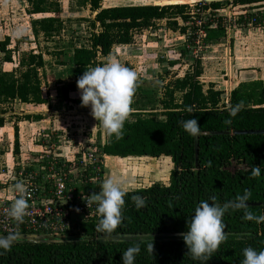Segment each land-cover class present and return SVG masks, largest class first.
<instances>
[{
	"label": "trees",
	"instance_id": "1",
	"mask_svg": "<svg viewBox=\"0 0 264 264\" xmlns=\"http://www.w3.org/2000/svg\"><path fill=\"white\" fill-rule=\"evenodd\" d=\"M25 1L32 16L33 35L47 40L60 37L64 21L60 17L59 0ZM74 1L81 8H89L95 16L86 20L90 31L87 44L71 46L73 53L68 62L70 78L74 80L71 89L76 88L77 79L86 68L105 62L117 46L133 45L136 35L154 29L161 21H166L167 27L174 32L185 33L186 29L180 26L179 20L185 21L189 17L186 15L187 5L104 8L103 0ZM263 2L235 0L233 3L253 5ZM230 3L212 2L210 6L218 10ZM48 14L54 16L33 17ZM224 33L221 27L211 30L208 41L216 43ZM11 42L10 37L0 41L3 63L14 62ZM61 64L66 65L65 62ZM174 65L176 62L171 63ZM45 67L44 54L28 52L20 57L17 69H0V127H4L10 118L13 121L16 153H19L18 123L40 119L41 116L12 115V107L17 102L31 105L48 102L43 95L42 72ZM202 74V62L197 59L183 77H174L166 85L153 80H137L131 98V103L140 99L136 102V117L127 118L121 138L107 134L105 141L96 146L108 157H170L173 170L168 185L155 183L125 191L122 219L111 233L98 231V222L93 221L83 225L81 236L10 244L7 249L0 248V264H122V253L134 246L139 247L134 264H202L188 254L179 235L187 230V221L201 200L214 196L217 202L224 204L247 191L250 194L248 210L257 216L264 214V134L235 133L264 131V84L261 81L242 84L224 99V92L216 90L212 84L205 90ZM167 75H170L168 71ZM157 88L164 90L162 98L158 96ZM240 101L245 107L235 117H230V107ZM139 103L141 105L137 107ZM157 105L160 110L155 107ZM192 118L199 122L201 129L197 136L189 135L181 126V121ZM228 119L231 124L225 123ZM209 161L211 166H208ZM257 165L261 168V175L253 177L251 171ZM85 185L84 191L89 193L93 185L89 182ZM100 185L94 191L100 190ZM133 195L144 197L146 206L137 210L131 199ZM243 216L242 209L225 213L222 222L227 238L204 264H241L244 248L264 249V222L245 220ZM126 235L143 238L103 240ZM149 245L153 246L152 251Z\"/></svg>",
	"mask_w": 264,
	"mask_h": 264
},
{
	"label": "rangeland",
	"instance_id": "2",
	"mask_svg": "<svg viewBox=\"0 0 264 264\" xmlns=\"http://www.w3.org/2000/svg\"><path fill=\"white\" fill-rule=\"evenodd\" d=\"M180 1L182 0H103V7L107 8L133 4L143 5L153 4L154 2L175 3ZM59 3L61 5L60 17L64 21V31L60 37L47 40L42 36L37 38L33 35L31 28L32 16L28 13L29 7L27 1L0 0V41L5 40L6 37L11 38L12 42L10 49L13 52L14 59L13 63H3V55L0 54V69L5 71L17 69L20 57L24 53L35 52L44 54L46 67L42 72V76L43 84H47V88L45 91L43 90V95L45 92L46 96H49V99H47L48 101L54 98V103L50 105L51 107L49 110H54L56 119L53 120H56L58 123V129L50 131L51 133L49 132V134H54L51 136V141L54 145V150H52V152L63 154L69 158L75 157V159H77L83 152H86V150H91L98 144H102L107 136V132L91 115V109L81 106L78 88L71 89L68 81L71 75V67L68 62H70L73 53L71 46L75 45L79 47L87 44L90 31L86 20L94 18L95 14H93L89 8L79 7L74 0H59ZM262 6H264V3ZM51 16L54 15H36L33 17L43 18ZM165 23L166 21H161L158 23L159 25L155 27L157 30H155V28L149 30L157 34L156 36L151 37L148 31H144L137 35L138 37L135 40L136 48L141 47V49L146 50L145 53L130 50L125 52L121 50L123 47H119L116 48V51L111 57L117 59L126 67H131L133 64V66H138L139 70L140 67H142L143 70L146 69L150 76L149 78H153L151 80L157 84L166 85L167 82L174 77H183L191 67V64L194 63V60L184 56L187 54L184 49V41H179L178 36H170L169 39L167 38L168 35ZM19 29L23 31L22 34L17 35L16 33ZM141 34H144V37L139 36ZM222 36H224V34ZM222 36L220 42L224 41L226 38V36L223 38ZM160 40L162 42H159ZM211 44L212 42H209V46ZM180 52H184L182 53L183 55L180 56ZM215 53V56H213V54L212 56L218 58L212 59L214 62L218 61L222 64V56L224 57L222 51L220 52L219 50ZM128 54H131L132 57L129 58ZM168 60L176 62V65L170 66L167 63L169 62ZM61 62H65L66 65H62ZM141 70L135 72L137 73V78L142 79L144 77L139 75L143 74ZM167 71L170 75H167ZM204 85L205 90H207L208 84L204 83ZM158 89L161 88H157L156 91L158 96L162 98L164 90ZM229 93L230 91L224 92L223 98L226 99ZM50 95L53 97H50ZM59 98L61 99L59 100ZM139 100L140 99L134 100V102L131 103V105L134 104L135 107H130L129 119L136 117L134 113H136V102ZM143 103L145 104V102ZM140 105L139 103L137 107ZM155 107H157V110L161 108L158 105ZM12 108L15 112L14 106ZM75 111H77L75 114H69ZM39 132L40 135H44L45 133L43 130L38 131L34 134L33 138H36ZM7 142L8 141H5L4 144L6 143L7 145ZM40 152H42V149ZM172 170V159L166 156L160 158L131 157L127 159L114 157L108 160L102 181L113 173H119L130 178V182L125 187V191L149 187L155 183L168 185L170 183ZM84 189L85 187H83V189H81V187L79 188L80 191H84Z\"/></svg>",
	"mask_w": 264,
	"mask_h": 264
},
{
	"label": "built area",
	"instance_id": "3",
	"mask_svg": "<svg viewBox=\"0 0 264 264\" xmlns=\"http://www.w3.org/2000/svg\"><path fill=\"white\" fill-rule=\"evenodd\" d=\"M186 1L189 2L186 10L189 17L185 21L180 19L179 24L186 29L181 33L186 55L194 61L208 48L211 30L221 27L229 35L233 29H261L264 26L263 3L235 5L232 2L215 10L209 0ZM52 135H39L42 152L36 158H22L15 167L14 184L17 181L24 183L29 208L23 221L17 223L7 215L17 193L13 190L10 197L0 198V235H34L63 240L81 236L84 224L99 221L96 205L88 207L86 200L92 192L100 191L94 190L104 178L107 156L93 142L95 147L77 159L52 152ZM86 182L93 185L89 193L79 190L86 186ZM7 193L6 189L0 188V194Z\"/></svg>",
	"mask_w": 264,
	"mask_h": 264
},
{
	"label": "clouds",
	"instance_id": "4",
	"mask_svg": "<svg viewBox=\"0 0 264 264\" xmlns=\"http://www.w3.org/2000/svg\"><path fill=\"white\" fill-rule=\"evenodd\" d=\"M22 31L19 29L16 34L20 35ZM136 81L137 73L112 57L103 63L86 68L77 79L81 106L91 109L93 118L110 137L114 135L116 139H119L122 136L124 123L131 111V98L136 88ZM244 107L243 101L231 106L229 116L235 117ZM225 123L231 124V119L226 120ZM181 126L191 136H197L201 131L199 122L195 118L181 121ZM208 166H211L210 161ZM251 175L253 177L261 175L259 165L252 169ZM129 182V177L113 173L102 181L99 192L88 195L86 200L88 207L92 204L96 205L99 217L96 225L98 231L111 233L121 222L125 204V187ZM14 191L17 193V198L11 202L7 215L19 223L27 214L29 201L22 181L14 184ZM249 195L245 191L242 195L238 194L233 201L224 204L217 202L214 196L198 203L193 215L187 221V230L179 234L188 248V254L193 259L200 260L204 264L226 240L225 226L222 221L227 211L242 209L243 219L257 223L264 222V214L257 216L248 210ZM131 199L137 210L146 206V199L140 195H133ZM10 243L11 241L0 240V248H9ZM149 250H153L152 245H149ZM138 252L137 246L125 250L121 255L122 264H134ZM241 264H264V249L257 250L251 246L244 248Z\"/></svg>",
	"mask_w": 264,
	"mask_h": 264
},
{
	"label": "crops",
	"instance_id": "5",
	"mask_svg": "<svg viewBox=\"0 0 264 264\" xmlns=\"http://www.w3.org/2000/svg\"><path fill=\"white\" fill-rule=\"evenodd\" d=\"M155 3L157 2H154L153 4ZM262 8L264 9V6H262ZM166 29L168 39L170 36H178L179 41H182L180 32H174L173 30L169 29L167 27V24ZM155 30L157 29L155 28ZM147 31L150 33L149 35L151 37L157 35L149 30ZM143 35L144 34H141L139 36L144 37ZM225 36L226 38L224 39V41L220 42L219 40L218 42L212 43L210 46H208V48L204 51L202 57L199 58L202 62L203 67V74L201 76L202 83H207L208 87L212 84L214 85L216 90L222 92H231L242 84L254 81H261L264 84V26L261 29H233L229 35L224 33V36H222V38ZM137 37L138 36L136 35L135 40ZM168 39L165 40L169 41ZM159 42L162 41L160 40ZM119 47H123L121 50H124L125 52H127V50L137 52L139 51L142 53L146 52V50L141 49V47L136 48L135 43L133 45L117 46L116 48ZM116 48L114 49V52L116 51ZM219 50L220 52L222 51L225 57L224 58L222 56V64L218 61L214 62L213 60L214 58H218L213 56H215V52ZM182 53L184 52H180V56L183 55ZM184 56L187 57V55ZM128 57H132L131 54H128ZM167 63L171 66L172 60ZM131 67V70L138 72L142 69L141 73L143 72V74L139 75H142V77L144 78H137L138 81H148L153 79L149 78L150 76L148 75L146 69L143 70V68L140 67L139 70V67L133 66V64L131 65ZM68 81L70 86L74 84V80L72 78L69 77ZM46 88L47 84L44 83L43 90L45 91ZM44 97L49 99V96H46L45 92ZM50 97L53 96L50 95ZM60 99L61 98H59V100ZM53 100H50L51 102L48 101L46 104L42 105L23 104L19 102L14 104L15 112L13 115L22 116L25 114H34L41 116L40 119L25 121L23 120L18 123L19 153L15 152V129L14 123L12 122L11 118L7 121L4 127H0V188H4L8 192L5 195L0 194V198L11 196L14 190L13 172L19 161L24 157L29 156L36 158L37 156H39L40 150L42 149L43 145L38 140L40 132L36 136V138H33L34 134H36L38 131L43 130L45 132L44 135H48L50 131L58 129V123L56 122V120H53L56 119V113L54 112V110H49L51 107L50 105L54 103ZM76 112L77 111L70 112L69 114L73 115ZM44 135H42V137ZM5 141H8L7 145L6 143L4 144ZM111 158L114 157L107 156V162Z\"/></svg>",
	"mask_w": 264,
	"mask_h": 264
},
{
	"label": "water",
	"instance_id": "6",
	"mask_svg": "<svg viewBox=\"0 0 264 264\" xmlns=\"http://www.w3.org/2000/svg\"><path fill=\"white\" fill-rule=\"evenodd\" d=\"M210 2H226V1H230V2H234L235 0H209ZM189 2L186 0H182L180 2H175V3H155L154 5L157 6H167V5H187ZM237 134H264V131H257V132H249V131H238L235 132ZM198 165V162H197ZM137 238H143L140 235H126V236H115V237H107V238H103V240H107V241H129V240H134ZM0 240H6V241H11L10 244H20L23 242H29V243H37V242H41L43 240L42 237L40 236H14V237H10V236H3L0 235Z\"/></svg>",
	"mask_w": 264,
	"mask_h": 264
}]
</instances>
